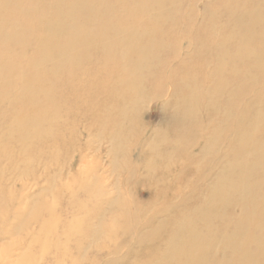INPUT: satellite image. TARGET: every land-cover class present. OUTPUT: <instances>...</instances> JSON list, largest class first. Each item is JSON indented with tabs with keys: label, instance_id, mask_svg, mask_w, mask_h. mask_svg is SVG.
<instances>
[{
	"label": "rangeland",
	"instance_id": "rangeland-1",
	"mask_svg": "<svg viewBox=\"0 0 264 264\" xmlns=\"http://www.w3.org/2000/svg\"><path fill=\"white\" fill-rule=\"evenodd\" d=\"M46 1L0 0V62L4 65L0 64V106L3 105L0 107V264H104L112 259H126L128 256L129 264H153L157 257H163V253L158 248L149 246L146 237L141 239L140 230L154 227L148 223L156 211L161 216L168 213L165 212V197H161L158 203H153L154 195L150 192L164 194L161 188L167 189L168 198L175 199L171 203L175 205L173 208L177 209V202L192 199L202 191L196 189L198 178L201 181L208 180L205 174L191 170V160H195L200 154L197 150V137L190 139L191 145L184 141L180 145H174L178 150L182 145L186 147L185 152L179 151V154L186 155L180 159L164 156L158 139L166 137L168 140L177 141L181 138V129L187 126L189 131H193L197 126V123L190 124L184 119L176 133L171 131L170 122H166L164 118L166 114L173 115L189 100L177 89L179 76L194 74L199 78L197 74H202L203 91L210 89L213 84L212 79H205L203 74L209 73L213 66L196 64L198 55L191 43H205L207 35L211 32L206 27H199V23L219 21V18L214 20L210 15L204 14V5L210 6L211 1V5L218 6L219 3L216 0H184L182 13L174 15L175 17H163L164 14L158 12L157 8L138 10L134 0H104L110 3L107 5L113 7L114 11L93 14H88L89 11L81 8L85 1L83 4L79 3L78 7L81 9L76 8L75 11L80 15L75 16L78 21L81 20L80 27H92L93 24L89 23L110 22V28L105 29L109 37L118 35L113 34L112 30L117 25L126 29L137 27L136 32L141 43H157L155 53L159 59L154 63L151 75L144 76L143 83H139L141 89L145 87L146 92L144 97L140 98L138 95H131L125 83H121L123 80L134 81L142 77L129 75L122 70L123 56L129 53L126 47L115 51L116 59H109L106 49L98 46L92 50L91 58L82 59L76 64L71 63V58L66 60L68 62L62 61L59 69L56 68L53 61L55 62L59 55L55 43L59 40L64 42L72 32L69 29L59 32L55 23L62 22L72 26L71 21L74 18H69L67 12L70 4L74 2ZM99 1L94 0L95 6ZM242 2L244 7L253 6L251 0ZM164 3L166 8L173 4L171 0H164ZM193 13L197 15H191ZM156 23L161 26L158 30L154 29ZM202 28L205 30L202 31ZM216 36L217 34L213 39ZM49 37L53 38V45L47 53L43 43L48 41ZM14 39L22 41L16 42ZM185 47L189 48L188 52ZM44 52L46 55H43ZM43 56L50 59L45 60ZM134 61L127 63L132 64ZM214 64L217 65L216 62ZM191 66L197 68V73H192ZM12 67L13 71L16 70L13 77L9 75ZM108 71L111 74H108ZM115 83L122 88L114 90L117 85ZM156 83L161 89H157ZM104 84H108L107 87ZM25 86L28 89H25ZM181 90L184 94L187 93L184 86ZM112 92L115 94H110ZM125 100L137 106L138 112L121 117L122 107L118 112L117 106ZM62 101L65 104H62ZM200 101L202 114L209 99L203 97ZM35 102H43L44 106ZM68 107L71 108L69 112ZM105 107L111 110L107 111ZM163 107H166L167 111L163 112ZM28 113L32 114L29 116ZM70 120H73V124ZM87 121L89 123H86ZM94 122L99 123V126ZM87 124H91V129ZM171 124L174 126L172 122ZM202 131L206 133L207 129L203 128ZM180 173L182 181L178 183L174 181L173 176ZM113 201L117 205L111 206ZM120 202L122 207L119 209L117 206ZM91 209L97 210L90 212ZM47 242L51 243L50 250L43 249ZM42 253L45 258L41 260Z\"/></svg>",
	"mask_w": 264,
	"mask_h": 264
},
{
	"label": "bare ground",
	"instance_id": "bare-ground-1",
	"mask_svg": "<svg viewBox=\"0 0 264 264\" xmlns=\"http://www.w3.org/2000/svg\"><path fill=\"white\" fill-rule=\"evenodd\" d=\"M71 1H73L74 3L70 4V9L67 12V16L69 18H74L71 21L72 26H67L62 22H58V24L55 23L59 32H61L60 30L68 29L70 30V32H72L71 36L68 39H65L64 42H61L59 40L55 43L57 53L59 55L58 59L55 62L53 61L56 68L59 69V67L61 66L60 63L62 61L68 62L66 60L71 58L73 59V61L71 62L73 64L80 63L82 59L91 58L92 56L90 57V55H92V50L98 46L104 47L106 49L109 59H116L117 55L115 54V51L121 47H126L127 49H129V53L126 56H123L124 65L122 66H124V68L122 70H125L129 75H142V77L141 79L134 81L123 80L121 83H125L126 87L131 92V95L135 94L140 98H143L146 94V92H144L145 87L141 89L139 83L143 81L144 76L151 75L154 63L159 59V56L155 53L157 43L155 44V42H152L149 45L141 43L139 40V35L136 32L137 27L133 29L131 28L132 25L129 26V28L131 29L121 28L122 26L119 27L117 25L116 28L112 29L114 32L113 34H118L116 37H109L105 31L106 28H110V22L89 23V25L93 24L92 27H80L81 24H79V21L81 20L78 21V18L75 16L79 14L75 11L76 8H79V3L83 4L85 1L84 6L81 8L89 11L87 12L88 14H93L101 11L109 12L108 10L114 11V9L113 7L108 6L107 4L110 3H107L104 0H100L97 6H95L94 0ZM135 1L138 10L147 11L148 9L157 8L158 12L164 14L163 17H166L165 15L170 17V15L174 16L176 14L178 15L182 13L181 10L184 5V0H171L173 4L169 8H166L167 6H164V0L156 2L155 0H134V2ZM251 1L253 2V6L247 7L243 6L242 0H216V2L219 3L218 6H216L217 4L211 5L212 1L210 2V6L207 7V5H204V14L210 15L214 18V20L215 18H219V21L215 20L217 22L212 21L209 23L205 21L200 22L199 27L203 26L208 28V30H210L213 35L211 33L208 34L203 45H199V43L198 45L191 43V47L194 48L193 50L198 55L196 56L197 59L195 61L197 65L206 64L207 66H213L212 70L209 73H203L205 74L204 78L212 79L213 84L210 89L203 91V88H201V84L203 82L202 74H197L200 79L195 77L194 74L179 76V79H177L178 84L176 83L177 89L180 91L181 95L184 98H187L189 100L187 104L181 105L173 113V115L166 114L164 119L166 120V122H170V125L172 126L171 131H176V133H178V128L180 127L179 125L183 122L184 119L190 124L197 123V126L193 131H189V128L187 129V126L185 127V129H181V138H179L177 141L168 140V138L166 137H160L158 139V144L162 146V152L164 156H173L177 157V159H180L181 157L186 155L185 153L179 154V151L185 152L186 147L185 145H182L180 150H178V148H174V145H180L183 141L186 144L191 145L192 142L190 141V139L194 140V138L197 137V144L199 145L197 150L200 151V154L194 158L195 160H191V170H196L199 171L200 174H205L208 180L201 181L200 178H198L196 189H200L202 191H199V193L195 196L193 195L194 198L192 199H184V201H182L181 203L177 202V209L173 208V206L175 205L171 202H173V200L175 199L168 198L169 195L166 191L167 189L161 188V190H164V194H158L156 193V191L150 192L152 195H154L152 200L153 203H158L161 197H165V212L168 213L166 216H161L158 215L156 211L155 214L152 215L148 223L149 225L153 224L154 227L151 228V226H149V228L145 230H140V238L143 239L146 237L147 241L149 242L148 244H150L149 246H151L153 249L158 248L163 253V257H157L155 263L153 264H264V0ZM14 3L16 2L14 1ZM47 13L49 14L50 12ZM194 14L196 13H193L191 15L195 16ZM206 16L205 18L208 17ZM93 17H95V15H93ZM52 20L53 19H51V21ZM156 24L157 25L154 29H160V24ZM204 30L205 29H203L202 31ZM202 31L201 33H203ZM216 34V38L213 39ZM194 37L198 38V36ZM22 39H14V41L21 42ZM202 39L204 40V38ZM52 41L53 38L51 39L49 37L48 41H45L43 43V46L47 53L52 48ZM194 42L197 43L198 40H195ZM11 45L12 44H10V46ZM186 49V52H188L189 48ZM46 52H44L43 55H46ZM42 58H44L45 60L50 59L44 56ZM127 61L134 62L132 64H128ZM215 62L217 63V65L214 64ZM35 63L38 64V62L36 61ZM7 64L8 63H6V65ZM86 64L88 65L87 62ZM1 65L4 66L3 64ZM98 66H100L99 63ZM191 67H193L192 73H197V68H195L194 66ZM102 68L98 69L101 70ZM113 68L115 69V67ZM226 71L232 73L233 75H229ZM14 72H16V70L14 69L13 71L12 67L9 71V75L13 77L16 74ZM74 74L75 73L73 72V75ZM108 74L111 73L109 72ZM60 78L61 77H58V79ZM71 78L75 79L76 77ZM113 79L114 78H112V80ZM39 82L41 83L42 81ZM82 85L84 84L82 83ZM106 85L104 84V86ZM111 85L114 86L113 84ZM111 85L110 87L111 89H113ZM155 86H157V89H161V86L157 85V83ZM182 86L186 88L187 93L184 94V91L181 90ZM101 87L103 88L102 85ZM119 88L122 87H119V85L117 84L114 90H120ZM25 89H28V87L25 86ZM155 89L156 88H154V90ZM94 91H96V89ZM110 91L111 90H109V92ZM65 92H63V95L66 97V95L64 94ZM96 94L98 93L96 92L95 96ZM110 94L115 93L112 92ZM203 97H208L209 101L206 109L201 114L202 102L200 100ZM123 99H125V97ZM103 100L105 99L103 98ZM36 103L37 105L44 106L43 102H35V104ZM62 104L65 103L63 102ZM116 104H118V102ZM117 107L118 112L119 108L122 107L120 113L121 117H123V115H126L128 117L130 115H133L135 112H138L137 106L131 105V103L127 102L126 100L121 104H118ZM70 109L71 108L67 109L68 112ZM106 109L107 111L111 110H108V108ZM9 110L11 111V109ZM28 110H30V108ZM165 111H167V109L166 107H163V112ZM24 113L26 112L24 111ZM6 114L7 112L3 115L5 116ZM97 114H99V112ZM103 114L105 115V113ZM116 115L120 117L119 114ZM105 116L107 117L108 115ZM64 119L66 120V118ZM89 119L90 118H88V120ZM112 119L115 120L116 118ZM101 121L103 122V119ZM107 122L105 123L107 124ZM171 122L175 127L171 124ZM86 123L89 122L87 121ZM98 124L99 123H97L96 125ZM89 125L91 124H87V126ZM61 127L64 126H60V128ZM68 128L70 131V127ZM88 128H90V126ZM203 128L207 129L206 133L202 131ZM83 130H85L84 127ZM109 130L110 129H108V131ZM65 131L66 133L68 132L67 129ZM70 133L74 134L75 132ZM57 135L58 133L56 134V136ZM2 136L5 135H1V137ZM35 136L36 134L34 135V138ZM34 151L35 150L33 149V152ZM31 154L33 155V153ZM173 177L174 181L178 183L182 181L181 173ZM178 183H176V185ZM86 198L87 197H85V199ZM113 205H117L115 204V201H113V203L111 204V206ZM121 207L122 204L120 202L117 208L120 209ZM96 210L91 209L90 212H94ZM108 212H110V210H108ZM50 247L51 243L47 242V245L44 246L43 249L50 250ZM142 250L144 251V249ZM43 254L44 253L40 255L41 260L45 258ZM128 259L129 256L126 259H112L111 261H107L104 264H129Z\"/></svg>",
	"mask_w": 264,
	"mask_h": 264
}]
</instances>
